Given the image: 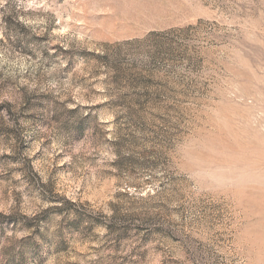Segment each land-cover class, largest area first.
<instances>
[{
  "label": "rangeland",
  "instance_id": "obj_1",
  "mask_svg": "<svg viewBox=\"0 0 264 264\" xmlns=\"http://www.w3.org/2000/svg\"><path fill=\"white\" fill-rule=\"evenodd\" d=\"M0 264H264V0H0Z\"/></svg>",
  "mask_w": 264,
  "mask_h": 264
}]
</instances>
